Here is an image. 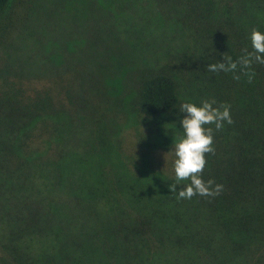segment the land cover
Segmentation results:
<instances>
[{
  "label": "trees",
  "instance_id": "16d2710c",
  "mask_svg": "<svg viewBox=\"0 0 264 264\" xmlns=\"http://www.w3.org/2000/svg\"><path fill=\"white\" fill-rule=\"evenodd\" d=\"M90 1L106 17L128 0ZM178 2L182 22L203 37L208 54V62L203 53L188 61L203 66L211 76L207 82L221 86V97L233 95L239 104L233 123L225 122L222 129V136L236 131L235 147L220 148V136L214 138L215 153L206 154L202 178L222 185L219 195L177 199L169 185L179 191L189 181L175 183L158 174L143 179L110 168L104 172L89 152L82 155L70 147L47 155L41 145L48 139L44 133L49 127V139L57 135L55 118L75 112L74 89L57 81L31 84L19 73L0 70V220L6 224L1 235L16 241L22 232L27 249L41 242L44 264H264V64L253 62L251 82L239 67L236 72L206 71L224 57L237 61L245 49L253 51L252 29L264 33V0ZM10 3L0 0L1 33L12 24V17L3 15ZM180 104L171 73H142L133 100L140 115L156 118ZM67 187L70 191H58Z\"/></svg>",
  "mask_w": 264,
  "mask_h": 264
},
{
  "label": "rangeland",
  "instance_id": "374dc122",
  "mask_svg": "<svg viewBox=\"0 0 264 264\" xmlns=\"http://www.w3.org/2000/svg\"><path fill=\"white\" fill-rule=\"evenodd\" d=\"M163 1L128 0L103 17L90 0H11L3 15H10L12 24L6 32L0 31V70L19 73L31 84L64 83L76 96L75 112L55 118L57 135L49 139V127L44 133L48 139L41 145L49 151L47 155L70 147L82 155L89 152L92 162L104 172L110 168L143 179L158 174L162 179L187 183L176 181L171 152L173 143L183 135L181 104L215 100L214 107L230 106L232 118L237 116L239 104L233 95L221 97L217 90L221 86L207 82L211 76L202 72L203 66L188 61L192 57L199 60L203 53L208 62L204 39L182 22L178 0ZM150 69L171 73L181 93L178 108L156 118L143 117L133 106L141 75ZM68 103L75 107L72 101ZM234 134L236 131H230L222 136V130H214V138L221 136L220 148L224 149L235 147L231 144ZM74 164L70 179L78 165ZM62 190L70 191V187L58 189ZM5 225L0 220V264L45 263L46 249L41 242L27 249L22 232L21 240L16 241L1 235ZM43 239L50 241L47 236ZM12 246L23 253L14 252Z\"/></svg>",
  "mask_w": 264,
  "mask_h": 264
},
{
  "label": "clouds",
  "instance_id": "9594fccd",
  "mask_svg": "<svg viewBox=\"0 0 264 264\" xmlns=\"http://www.w3.org/2000/svg\"><path fill=\"white\" fill-rule=\"evenodd\" d=\"M253 51L244 50L237 61L231 57H224V62L210 63L206 71L217 73L236 72L238 67L241 72L249 76V81L254 77L251 71L253 62L264 64V33L253 28L250 34ZM238 75L234 79H239ZM215 100L207 99L201 101L200 105L192 102L182 103L179 111L184 114L179 124L183 130V135L172 145L171 152L174 153V173L176 181H189V183L179 191L176 185H169L172 194L177 199H191L193 196H216L219 195L223 186L217 184L214 179L205 181L202 178L206 166V154H214V129L220 131L225 122L232 124L230 106L223 104L215 105ZM169 153V152H168ZM165 154V158L166 155Z\"/></svg>",
  "mask_w": 264,
  "mask_h": 264
}]
</instances>
